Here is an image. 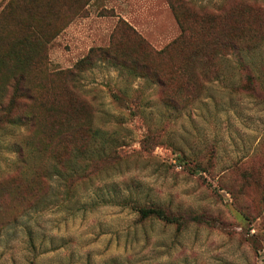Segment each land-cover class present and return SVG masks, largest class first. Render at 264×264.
<instances>
[{"label":"rangeland","instance_id":"1","mask_svg":"<svg viewBox=\"0 0 264 264\" xmlns=\"http://www.w3.org/2000/svg\"><path fill=\"white\" fill-rule=\"evenodd\" d=\"M9 1L0 0V264H264V0H191L186 27L196 32L193 10L219 12L217 27L251 49L219 50L217 75L189 67L190 89L180 76L162 89L98 57L76 67L92 47L108 46L120 19L156 51L172 43L181 31L166 0H91L70 23L71 0H26L4 13ZM32 16L42 18L46 44L27 76L41 102L17 96L8 105L10 52L24 54L19 23ZM203 40L195 34L186 52L172 47L151 63L168 72ZM78 124L92 128L88 156L87 132L66 149L53 140ZM28 137L52 141L34 162L43 168L36 180L18 164ZM86 157L96 160L92 175L77 182L51 169L63 159L78 173ZM128 201L210 224L138 225Z\"/></svg>","mask_w":264,"mask_h":264},{"label":"trees","instance_id":"2","mask_svg":"<svg viewBox=\"0 0 264 264\" xmlns=\"http://www.w3.org/2000/svg\"><path fill=\"white\" fill-rule=\"evenodd\" d=\"M25 1L26 0H10L4 9V13L6 11L12 12V9L15 8L16 3L21 2L24 4ZM90 1L91 0H71L70 13H72V16L68 22L70 23L73 21L77 16L80 15V12H85L82 15L84 17L87 16L88 10L86 7ZM166 1L171 9V12L173 13L174 18L178 22L181 31L179 37L172 43L168 44L162 50L156 51L150 47V44L147 42V40L141 34H139L126 20L120 19L117 23V26L115 27V31L117 28L122 27L128 33V37L125 36V39L120 40L115 31H113L110 36L108 46L92 47L88 51L87 55L79 61L76 67L83 70L86 66L92 64V59L95 60L100 58L117 67L122 74H126L128 77H151L150 79H152L153 82L158 83L162 89H164L168 83H170L175 78V76L182 77V82L179 86L180 88L190 89L194 83L187 72L189 67L193 68L194 70L197 69L199 73L204 76H208L213 72H215L217 75L219 69L217 70L216 61H213V58L218 55L217 53L219 50L248 51L251 49V47H249L248 44L242 40V34L239 33L236 36L237 39L240 38L241 40L233 41L227 37L230 31L225 25H223L220 29L217 27L216 23L223 21L225 17H222L221 13H211L206 11L201 13L199 11L193 10L192 16H190V18L193 20V24L197 25L196 32H194L192 29L186 27L183 22L184 14L186 15V12L191 11V0ZM27 7H25L26 10L30 12V7ZM33 7L35 8V6ZM106 12H108V10H105V13ZM1 18L2 17L0 16V20ZM41 21L42 18H36L32 16V18H23L19 23V26L25 31L20 42L25 45L26 49L24 50V54L21 50L16 49H13L10 52V55L13 57V59H11L13 62V64H11L13 73L10 76L9 84L11 89H13V94L8 100V105H13L17 101L16 99H18V97L24 98L25 100L31 102L30 104L41 102L40 98H38L33 93V88L35 85V81L33 80L34 76H27L32 68H40L39 65L43 62L40 56L37 58L35 57L36 53H39L40 55V53L43 52V48L46 44L41 37ZM66 24L67 22L65 25ZM65 25L56 26L54 29L55 32L51 37L54 38L56 35H58ZM195 34L201 36L204 39L203 42L195 45L190 52L184 53L183 61L179 64H174L170 71L164 72V69L157 68L151 63V56L162 57L167 55L172 47L186 52L187 48L189 47L188 45ZM51 37H47V40H49ZM243 43L245 46H243ZM19 52L21 55H18ZM30 53L31 55H28ZM7 63H9V61ZM39 88H37L35 91H37ZM173 98L175 97L169 96L167 97V100L171 101ZM34 113H37V111L34 110ZM26 119V125L27 127L29 126L30 130L37 127L32 124L34 120L33 117L27 116ZM19 120L22 121L21 118ZM85 132H87L89 139V145H84L81 147V151L85 156L91 149L90 140L92 138V128L90 124L75 125L70 131L60 133L53 140L56 141V146L58 145L62 149H66V144L69 141L74 139L76 136L83 135ZM51 144L52 141L45 142L42 140H37L34 137H28L26 138L25 143H23V145H21L19 148L18 164L22 163L23 167L25 166L27 168L29 171L28 174L33 177V180L38 179L43 171V168L39 169V166L34 162L44 152L49 150ZM85 160L86 166L82 170L80 169L78 173L74 171L76 167H72L71 162L66 165V161H63V159H57L56 163L51 166V169L54 172H64V174H68V177H70L68 182H77L82 178H87L92 175V170L89 169L88 164H92L96 160L87 157ZM60 167H65L64 171H61ZM126 205H128L129 210H131L136 215L135 223L138 225H145L147 223L156 221L164 225L175 226L178 230H181L184 226L191 223L200 225L210 224V220L206 219L202 215L187 217L183 214L172 213L166 208L156 206L155 204H141L134 201H128L126 202Z\"/></svg>","mask_w":264,"mask_h":264},{"label":"crops","instance_id":"3","mask_svg":"<svg viewBox=\"0 0 264 264\" xmlns=\"http://www.w3.org/2000/svg\"><path fill=\"white\" fill-rule=\"evenodd\" d=\"M166 7H163V11H165L166 9H165ZM167 8H169L168 6H167ZM124 18V17H123ZM174 19V18H173ZM118 20V19H117ZM125 20H127V19H125ZM127 21H129V20H127Z\"/></svg>","mask_w":264,"mask_h":264}]
</instances>
